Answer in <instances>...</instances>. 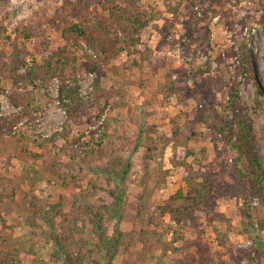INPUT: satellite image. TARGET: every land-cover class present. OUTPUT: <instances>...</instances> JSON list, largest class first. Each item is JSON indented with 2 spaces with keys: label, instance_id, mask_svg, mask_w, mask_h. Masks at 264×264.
<instances>
[{
  "label": "rangeland",
  "instance_id": "1",
  "mask_svg": "<svg viewBox=\"0 0 264 264\" xmlns=\"http://www.w3.org/2000/svg\"><path fill=\"white\" fill-rule=\"evenodd\" d=\"M126 2L147 25L108 61L94 93L96 75L84 64L45 89L37 80L27 84L13 63L15 45L26 71L60 48L76 50L62 37L68 0H0V178L10 186L27 178L22 195L10 191L24 210L0 206V232L34 250L21 264H264V204L249 176L239 175L245 162L231 141L243 114L264 169V110L256 96V84L264 88V0ZM88 4L86 19L96 9ZM105 12L98 7L99 16ZM172 85L179 95L166 92ZM73 89L93 97L67 121L61 99ZM28 120L34 135L54 138L37 162L15 157L17 143L9 135ZM174 128L197 151L187 164L215 176L213 204L196 212L190 228L162 211L185 189V168L174 165L172 144L163 143ZM33 171L41 174L31 181ZM72 221L91 235L84 243L94 253L88 260L83 242L74 243L65 263L58 250L71 245L64 234ZM99 232L126 239L112 256H100ZM56 251L62 259L54 258Z\"/></svg>",
  "mask_w": 264,
  "mask_h": 264
},
{
  "label": "trees",
  "instance_id": "2",
  "mask_svg": "<svg viewBox=\"0 0 264 264\" xmlns=\"http://www.w3.org/2000/svg\"><path fill=\"white\" fill-rule=\"evenodd\" d=\"M90 2L94 4L96 9L94 15L86 19L83 18L82 15L84 14L82 12L87 11L88 3ZM126 3V0H68V3L63 8L66 17L62 18L64 23L62 37L68 44L73 45L76 50L72 51L67 48H60L55 53H52L48 60L43 61L41 65L35 66L32 69L28 68L29 71H26L24 69V60L20 58L23 52L14 44L15 46L11 54L13 56V63L17 65L18 69L24 71L26 83L32 84L37 80L46 89L52 78H62L66 71H74L75 68L77 70V67L80 69L82 68V64H84L96 75L93 89L94 93L99 92L100 77L105 72L104 67L109 65L108 61L111 58H115L125 47H128L131 43L133 44L134 36L147 25V21L143 18L144 15L132 12ZM98 7L103 8L107 14L99 16L97 13ZM117 29H121V36L114 37L113 33ZM25 35L27 38L31 36L27 32H25ZM248 68L251 69L250 67ZM32 73L35 74V78ZM168 89H170L169 92ZM166 92L171 95H179L180 89L172 85L166 87ZM67 94L61 101L66 99V102L62 103V107L66 111L67 121H71L74 117H77L79 110H83L84 106L88 105L84 104L93 97V93L87 97H81L80 92L73 89ZM256 96L259 106L264 110V88L259 83L256 84ZM25 110L31 115L32 119V114L35 112L34 107H26ZM201 115L206 120L209 118L207 111L202 112ZM234 122L236 123L237 133L231 138V141H233L232 146L245 162V170H238V173L240 176H249L254 191H256L262 204H264V169L261 167L251 143L249 137L250 127L246 123L243 114L238 115ZM9 135L17 143V154L15 157L36 162L43 159V152H49V142L52 143L54 140V138L42 140L40 137L34 135L30 120L21 127L10 131ZM103 136H105V132L100 134V141H103ZM1 138L2 135L0 134V140ZM163 143L164 146L172 144L174 165L185 168V189L179 190L171 196L167 205L162 207V211L169 214L171 219L178 225L190 228L198 221L197 213L213 204L212 183L215 176L204 167L196 169L193 163L187 164L186 158L195 157L198 154L196 149L190 147L189 143L185 141L181 131L174 128L171 133L163 137ZM94 146L99 148L102 144L101 142H95ZM200 153L203 155L205 149L202 148ZM207 157L205 156V159ZM55 161L54 168L59 165V161ZM40 174L41 172L33 171L30 177L31 181L39 177ZM23 175L24 177L18 180L14 186L9 185L10 181H7L8 178H0V187L4 186V189L2 188L1 190L4 193H0L1 208L7 207L6 209H8L11 206L21 211L24 210V208H19L15 200H13L15 193L13 195L10 193L12 190H18L20 195L23 194L19 190L20 184L23 185L25 180H27L26 175ZM99 234L101 236L99 245L95 249H97V253L100 256L107 254L112 256L115 248L122 244L121 241L123 239H126V236L122 238V233L115 237L116 240L112 237L104 236L103 232H99ZM151 234L155 235L156 232H151ZM65 236L67 237L66 241H71V245H62V248L58 250L63 252L62 257L65 263H68L72 259L71 256L73 254L70 247L81 242H83L84 249L89 253L86 257L89 260V256L94 253V250L89 247V244L84 243L87 238H91V235L84 227H80L77 221H72L69 229L64 234ZM33 255L34 250L26 247L25 240L20 237L16 238L13 234L8 235L7 233L0 232V264H21L22 256L32 259ZM62 257L57 251L55 252L54 258L60 260ZM30 264L41 263L33 260Z\"/></svg>",
  "mask_w": 264,
  "mask_h": 264
}]
</instances>
